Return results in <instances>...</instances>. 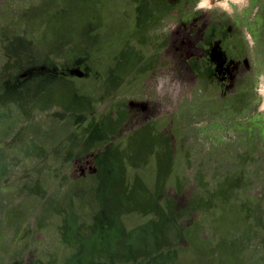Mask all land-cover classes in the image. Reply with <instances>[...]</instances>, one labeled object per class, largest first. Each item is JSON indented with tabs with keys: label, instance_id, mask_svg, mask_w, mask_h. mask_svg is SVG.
I'll return each mask as SVG.
<instances>
[{
	"label": "rangeland",
	"instance_id": "obj_1",
	"mask_svg": "<svg viewBox=\"0 0 264 264\" xmlns=\"http://www.w3.org/2000/svg\"><path fill=\"white\" fill-rule=\"evenodd\" d=\"M195 2L0 0V264H264V0Z\"/></svg>",
	"mask_w": 264,
	"mask_h": 264
},
{
	"label": "clouds",
	"instance_id": "obj_2",
	"mask_svg": "<svg viewBox=\"0 0 264 264\" xmlns=\"http://www.w3.org/2000/svg\"><path fill=\"white\" fill-rule=\"evenodd\" d=\"M248 7H250V0H196L193 11L196 13H210L218 10L227 17H233L238 13H242ZM177 27L178 23L162 24L158 32L170 36ZM259 80L258 91L261 95H264V76H261ZM154 87L160 95L164 96L177 91V83L168 75L161 76L155 82Z\"/></svg>",
	"mask_w": 264,
	"mask_h": 264
},
{
	"label": "trees",
	"instance_id": "obj_3",
	"mask_svg": "<svg viewBox=\"0 0 264 264\" xmlns=\"http://www.w3.org/2000/svg\"><path fill=\"white\" fill-rule=\"evenodd\" d=\"M4 152H5V150H3L2 147H0V155H1V153H4ZM2 156H4V155H2ZM0 162H2V167L0 168V170L2 169V171H1L0 174H1V176H3L6 173L7 169H8L7 168V162L4 160L3 157H2V159L0 158ZM261 253H262V255H264V248L261 249ZM181 264H185V262L184 263H181ZM189 264H191V263H189Z\"/></svg>",
	"mask_w": 264,
	"mask_h": 264
}]
</instances>
